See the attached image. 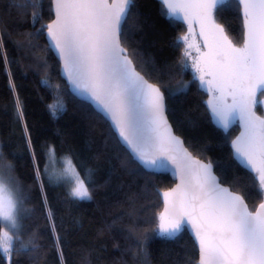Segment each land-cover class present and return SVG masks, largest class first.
<instances>
[{
  "label": "trees",
  "instance_id": "obj_1",
  "mask_svg": "<svg viewBox=\"0 0 264 264\" xmlns=\"http://www.w3.org/2000/svg\"><path fill=\"white\" fill-rule=\"evenodd\" d=\"M36 11L0 0V170L27 197L23 206L30 211L22 220L21 239L34 247L22 254L14 251L0 264H196L197 248L185 228L172 238L156 234L159 193L174 181L168 174L146 172L109 123L71 95L45 39L53 18L51 0H42L39 19L33 22ZM166 11L160 0H132L121 45L136 70L163 93L167 117L185 146L210 162L220 182L253 211L264 191L258 192L255 174L234 155L232 141L239 127L232 124L225 131L213 121L208 93L183 56L185 44L176 46L187 23L168 18ZM213 18L234 44L242 45L237 0L218 3ZM41 28L43 34L37 35ZM56 97L64 108L54 117L49 105ZM256 112L262 114L261 105ZM49 148L56 161L71 155L81 178L91 170L86 185L91 199L73 200L63 182L43 175Z\"/></svg>",
  "mask_w": 264,
  "mask_h": 264
},
{
  "label": "snow or ice",
  "instance_id": "obj_2",
  "mask_svg": "<svg viewBox=\"0 0 264 264\" xmlns=\"http://www.w3.org/2000/svg\"><path fill=\"white\" fill-rule=\"evenodd\" d=\"M163 13L172 20L188 24V33L178 38L187 45L183 56L198 54L192 67L200 86L209 93L207 107L218 127L228 130L239 120L242 131L232 141L235 157L254 173L258 192L264 191V117L256 109L264 104V0H238L243 7L244 39L237 46L215 23L213 9L222 0H160ZM132 0H54L56 19L47 25L49 47L63 62L62 75L79 94L93 102L119 134L120 142L146 169H159L171 161L179 183L163 192L164 211L159 213V231L172 238L187 225L199 244V264H264V202L250 211L244 198L222 188L212 174L211 164L193 160L180 141L171 135L164 116V97L133 67L121 46L122 22L126 21ZM42 0H13V6L37 9ZM204 41L189 43L195 26ZM43 28L37 29V35ZM183 67H187L184 63ZM64 108L59 97L49 105L55 117ZM43 175L64 184L74 183L73 200L91 199V170L83 178L71 155L59 159L63 170H53L57 159L48 150ZM2 156V151H0ZM38 177L41 175L37 171ZM27 197L11 178L0 170V259L15 251L34 250L22 242V220L30 211L24 208ZM20 244L17 248L16 245ZM31 243V242H30Z\"/></svg>",
  "mask_w": 264,
  "mask_h": 264
},
{
  "label": "water",
  "instance_id": "obj_3",
  "mask_svg": "<svg viewBox=\"0 0 264 264\" xmlns=\"http://www.w3.org/2000/svg\"><path fill=\"white\" fill-rule=\"evenodd\" d=\"M222 1H223V0H222ZM237 1H238V0H237ZM109 2H111V0H109ZM239 5H240V4H239ZM240 7H241V14H242V17H243V7H242V5H240ZM213 10H214V9H213ZM51 11H52L53 18H52V20H51L48 24L52 23V22L56 19V16H55V5H54V0H51ZM123 23H124V22H122V25H123ZM48 24H47V25H48ZM47 25H46V30H45V39H46L47 45H48V47H49V40H48V36H47ZM195 27H196L197 31L200 30V28H199L198 25L195 26ZM243 28H244V17H243ZM244 31H245V29H244ZM187 33H188V24H187V31L185 32V34H187ZM185 34H184V35H185ZM184 35H183V36H184ZM243 39H244V34H243ZM242 45H243V43H242ZM242 45H241V46H242ZM121 46H122V45H121ZM122 47H123V46H122ZM49 49L52 51L53 55L55 56V58H56V59L58 60V62H59V66H60V67H59L60 77H61V78L64 80V82L67 84V86H68V88H69V91H70L71 95H72L73 97H75L77 100L89 104V105L92 107V109H93L96 113H98L99 115H101V116H102V117H103V118L109 123V125H110V127H111L113 133L115 134V136H116L117 140L119 141V143L121 144V146H122L125 150H127V151L130 153L131 157H132V154H131L130 149L128 148V146H127L126 144L120 142L119 134H118V132L115 130V128L112 126L111 121H110L107 117H105V115H104L101 111L98 110V107H97L93 102H91L90 100H88L84 95L79 94L77 91H75V90L72 88V86L69 84V82H68V80H67V77H66L65 75H62L63 62L59 59V56H58V54H57V52L55 51L54 48H50V47H49ZM129 59H130V58H129ZM133 67L135 68L134 65H133ZM193 69H194V68H193ZM135 70H136V68H135ZM136 71H137V70H136ZM137 72H138V71H137ZM195 72H196V71H195ZM140 75H142V74L140 73ZM196 75L198 76V73H196ZM196 75H195V77H196ZM142 76H143V75H142ZM143 77H144V76H143ZM196 78L198 79V77H196ZM144 79H145L148 83H150V84L154 85L155 87L159 88V87L156 86L155 84L149 82L145 77H144ZM198 80H199V79H198ZM199 82H200V81H199ZM204 89H205V88H204ZM205 91H206V90H205ZM160 92H161V90H160ZM206 92H207V91H206ZM207 93H208V92H207ZM161 94H162V96H163V93H162V92H161ZM163 97H164V96H163ZM209 98H210V96H209V93H208V99H209ZM208 99H207V101H208ZM259 99H260V100H264V96H262V97L259 98ZM164 104H165V100H164ZM261 109H262V114H259V113H257V112H256V114H257L258 116H262V117H264V104H261ZM164 116H165V119H166V121H167L168 127H169L170 130H171V135L174 136V137H176V138L180 141V146H179V147L182 148L183 150H186L187 153L191 156V158H192L193 160L200 161V163H202V164H211L210 162L205 161V160H202V159H200L199 157H196L195 155H193V153H192V152H191V151L185 146L183 139H182L179 135H177V134L175 133V131H174V129H173V127H172V125H171V123H170L168 117H167V114H166V106H165ZM232 124H236V125L239 127V132H238V134L236 135V137L234 138V140H235V139L240 135V133H241V131H242V128H241L240 122H239L238 120L235 121V122H233ZM232 124H230V125H232ZM132 158H133V157H132ZM133 160L136 161L134 158H133ZM136 162L139 164L138 161H136ZM139 165H140V164H139ZM211 165H212V164H211ZM140 166H141L146 172H148V173H154V174H168V175L170 176V178L174 181V184L172 185V187H170L169 189H167V190H165V191H171V190L174 189V188L176 187V185L179 183L178 176L174 175V172H175V165L172 164L171 161H169V162L166 164L165 167H163V168H159V169H146V168H144L142 165H140ZM212 174L216 177L217 183H219V185H220L222 188H227L229 191H231V192H233V193H235V194H239V193H237V192L231 190L229 186H227V185H225V184H222V183L220 182L219 177H218V176L216 175V173L214 172L213 165H212ZM165 191H161V192L159 193V194H160V198H161V203H162V209H161V212L164 211V198H163V195H162V194H163V192H165ZM239 195H240V194H239ZM244 202H245V204H247L245 200H244ZM262 202H264V195H263V199H262V201L258 204V206L255 208V210H253V212L256 211V210L259 208V205H260ZM247 206H248V205H247ZM248 209H249V207H248ZM249 210H250V209H249ZM250 211H251V210H250ZM161 212H160V213H161ZM158 226H159V221H158ZM158 229H159V227H158ZM185 229H186V231L188 232V234L190 235L191 239L193 240V242H194V244H195V246H196V248H197L198 257H197L196 264H199V244H198V241H196V239H195V235H194V232L192 231L190 225H187V226L185 227Z\"/></svg>",
  "mask_w": 264,
  "mask_h": 264
},
{
  "label": "rangeland",
  "instance_id": "obj_4",
  "mask_svg": "<svg viewBox=\"0 0 264 264\" xmlns=\"http://www.w3.org/2000/svg\"><path fill=\"white\" fill-rule=\"evenodd\" d=\"M216 23V22H215ZM194 35L191 36L189 38V43H193V44H198L201 46V51H207L206 48H203V43L204 41L200 38V30L197 31L196 27L194 28ZM187 45L185 44V49H186ZM198 54L196 53L195 49H192L191 50V57H185L186 61L189 63V66L191 67V69L194 71L195 75H196V72H195V69H193L192 67V64H193V60L194 58L197 56ZM196 77H198L196 75ZM262 96H260L259 98H261ZM237 121V120H236ZM239 121V120H238ZM53 170L55 171H62L63 170V162L59 159L58 161H55L54 165H53ZM55 179V178H54ZM56 180V179H55ZM68 189L70 190L71 187H74V183L72 184H65ZM6 231L5 227L2 226V232H1V236L3 235V233ZM5 258L7 260H9V258L7 256H5Z\"/></svg>",
  "mask_w": 264,
  "mask_h": 264
}]
</instances>
